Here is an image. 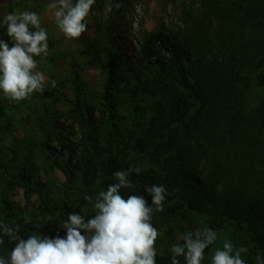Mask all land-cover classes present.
Wrapping results in <instances>:
<instances>
[{
  "label": "trees",
  "instance_id": "16d2710c",
  "mask_svg": "<svg viewBox=\"0 0 264 264\" xmlns=\"http://www.w3.org/2000/svg\"><path fill=\"white\" fill-rule=\"evenodd\" d=\"M201 6L188 33L144 37L138 64L118 46L107 52L104 127L94 123L84 87L74 79L83 151L69 158L66 150L60 154L42 146L66 177L63 188L51 180L41 183L34 141L0 152L9 185L22 186L27 197L38 194L43 213L39 218L13 209L0 193V257L7 258L15 246L3 225L18 227L25 239L34 233L65 237L61 225L70 213L87 222L95 212L85 214V207L116 182L114 173L136 167L141 171L128 177L134 187L120 194L143 196L152 206L146 188L163 185V211L155 212L151 223L165 239L173 235L172 218L188 210L208 216L215 232L218 220L230 222L264 257V95L253 107L246 99L251 86L264 90V0H201ZM241 255L245 264H257L256 255Z\"/></svg>",
  "mask_w": 264,
  "mask_h": 264
},
{
  "label": "rangeland",
  "instance_id": "374dc122",
  "mask_svg": "<svg viewBox=\"0 0 264 264\" xmlns=\"http://www.w3.org/2000/svg\"><path fill=\"white\" fill-rule=\"evenodd\" d=\"M53 3H57V0H0V20L4 13L11 12L28 11L39 15L40 26L48 35V53L33 57L37 64L34 71H40L45 76L42 93H53L52 97H45L36 91L23 100L13 101L0 90V102L3 105L0 112V152L24 146L22 141L25 139L34 141L38 144L35 154L41 183L45 185L51 180L57 188H63L67 179L54 167L51 157L42 150V146L59 151L60 154L66 150L69 158L83 151V135L73 110L76 101L74 79L84 87L83 95L91 109L94 123H104V127L109 115L102 98L108 80L104 65L107 52L118 46L123 54L138 64L139 42L144 37L156 32H169L178 36L188 33L195 25L194 19L201 16L202 6L201 0H95L84 21L86 31L79 38L68 39L55 22L54 10L48 7ZM0 39L7 42L9 47L13 46L7 28L2 23ZM117 82L120 83L119 80ZM263 95V89L251 86L246 92L247 103L253 107ZM123 113L127 114L126 111ZM72 162L76 164L75 160ZM9 178L7 172L0 170V193L8 198L11 207L29 214L36 213L42 218L38 194L32 193L27 197L22 186L9 185ZM74 188L78 192V186ZM94 203L85 207V214L95 212ZM179 213L172 218L175 228L171 237L165 239L159 232L155 242L156 264H169L171 247L177 242L178 233L210 228L209 217L204 214L188 210ZM217 224L220 225L216 232L218 239L204 257L206 261L212 262L214 251L222 249L226 240L231 241L234 247L247 248L244 259L261 256L260 252L252 251L254 245L245 232L238 231L228 221L218 220ZM177 259L185 264L183 256Z\"/></svg>",
  "mask_w": 264,
  "mask_h": 264
},
{
  "label": "clouds",
  "instance_id": "9594fccd",
  "mask_svg": "<svg viewBox=\"0 0 264 264\" xmlns=\"http://www.w3.org/2000/svg\"><path fill=\"white\" fill-rule=\"evenodd\" d=\"M94 3L95 0H75V3L57 0L48 7L54 10L55 22L65 37L76 39L86 31L84 21ZM0 23L6 26L13 44L9 47L0 40V90L13 101L42 92L45 76L34 71L37 64L33 57L47 55L48 35L40 26L39 15L28 11L4 13ZM140 171L139 167L116 171V182L97 194L92 218L85 222L83 215L73 212L63 221L65 237L50 238L34 233L25 239L19 235L18 227L3 225L4 234L15 246L7 258L0 257V264H156L155 242L159 233L151 219L155 212L163 211L166 188L163 185L146 188L152 206L143 196L130 195L125 199L120 194L121 189L134 187L129 172ZM28 222L26 219L25 223ZM217 239V233L210 228L178 233L177 242L171 247V264H180L179 256L184 257L185 264H201L205 249ZM245 252L246 247L236 248L226 240L222 249L214 251L212 264H245L241 255ZM256 261L264 264V257L257 256Z\"/></svg>",
  "mask_w": 264,
  "mask_h": 264
}]
</instances>
